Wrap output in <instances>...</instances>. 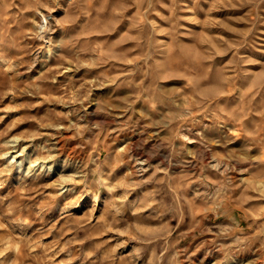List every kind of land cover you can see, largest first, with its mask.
I'll return each instance as SVG.
<instances>
[{"label":"rangeland","instance_id":"obj_1","mask_svg":"<svg viewBox=\"0 0 264 264\" xmlns=\"http://www.w3.org/2000/svg\"><path fill=\"white\" fill-rule=\"evenodd\" d=\"M0 264H264V0H0Z\"/></svg>","mask_w":264,"mask_h":264},{"label":"bare ground","instance_id":"obj_2","mask_svg":"<svg viewBox=\"0 0 264 264\" xmlns=\"http://www.w3.org/2000/svg\"><path fill=\"white\" fill-rule=\"evenodd\" d=\"M138 163V162H137Z\"/></svg>","mask_w":264,"mask_h":264}]
</instances>
